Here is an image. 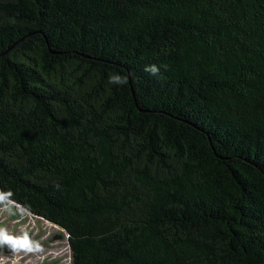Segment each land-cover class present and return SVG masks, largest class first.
I'll return each instance as SVG.
<instances>
[{
	"label": "trees",
	"instance_id": "16d2710c",
	"mask_svg": "<svg viewBox=\"0 0 264 264\" xmlns=\"http://www.w3.org/2000/svg\"><path fill=\"white\" fill-rule=\"evenodd\" d=\"M0 195L73 264H264V0H0Z\"/></svg>",
	"mask_w": 264,
	"mask_h": 264
},
{
	"label": "rangeland",
	"instance_id": "374dc122",
	"mask_svg": "<svg viewBox=\"0 0 264 264\" xmlns=\"http://www.w3.org/2000/svg\"><path fill=\"white\" fill-rule=\"evenodd\" d=\"M61 231L0 195V264H73Z\"/></svg>",
	"mask_w": 264,
	"mask_h": 264
},
{
	"label": "clouds",
	"instance_id": "9594fccd",
	"mask_svg": "<svg viewBox=\"0 0 264 264\" xmlns=\"http://www.w3.org/2000/svg\"><path fill=\"white\" fill-rule=\"evenodd\" d=\"M146 71H150L152 74H156L157 72H158V68L155 66V65H153V66H151V67H149V68H146ZM113 81H120V77H113V78H111Z\"/></svg>",
	"mask_w": 264,
	"mask_h": 264
}]
</instances>
